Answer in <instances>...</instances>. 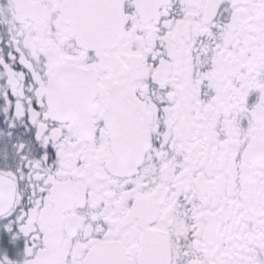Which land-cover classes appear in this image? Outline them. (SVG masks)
I'll list each match as a JSON object with an SVG mask.
<instances>
[{
	"label": "snow or ice",
	"instance_id": "6c2138e0",
	"mask_svg": "<svg viewBox=\"0 0 264 264\" xmlns=\"http://www.w3.org/2000/svg\"><path fill=\"white\" fill-rule=\"evenodd\" d=\"M0 264H264V0H0Z\"/></svg>",
	"mask_w": 264,
	"mask_h": 264
}]
</instances>
